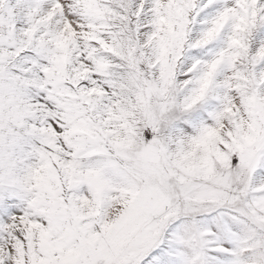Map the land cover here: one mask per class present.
<instances>
[{
  "label": "snow or ice",
  "instance_id": "snow-or-ice-1",
  "mask_svg": "<svg viewBox=\"0 0 264 264\" xmlns=\"http://www.w3.org/2000/svg\"><path fill=\"white\" fill-rule=\"evenodd\" d=\"M0 264H264V0H0Z\"/></svg>",
  "mask_w": 264,
  "mask_h": 264
}]
</instances>
